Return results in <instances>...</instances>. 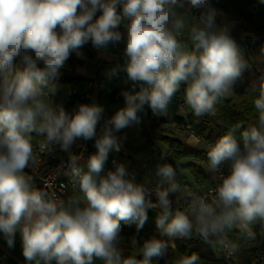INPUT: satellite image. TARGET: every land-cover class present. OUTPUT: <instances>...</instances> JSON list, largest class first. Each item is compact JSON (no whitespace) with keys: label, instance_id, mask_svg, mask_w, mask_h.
Masks as SVG:
<instances>
[{"label":"clouds","instance_id":"1","mask_svg":"<svg viewBox=\"0 0 264 264\" xmlns=\"http://www.w3.org/2000/svg\"><path fill=\"white\" fill-rule=\"evenodd\" d=\"M193 12L199 17L189 25ZM234 25L213 0H0V237L13 248L19 235L26 264H93L94 258L104 264H154L193 231L232 257L239 246L227 233L239 228L253 235L249 226L264 222V76L253 89L257 122L240 140L237 124L208 151L212 171L229 165L211 200L193 196L184 210L173 209L180 185L170 164L157 166L155 187L137 183L122 163L104 168L110 152L121 149L115 133L139 124L145 105L155 116L165 114L182 82L196 117L212 112L234 88L248 66L232 36ZM186 28L192 51L178 39ZM88 43L102 51L123 44L122 70L131 90L122 93L124 106L106 120L104 107L95 102L69 112L51 100L66 62ZM258 60L264 62V48ZM119 70L111 69L109 78ZM33 133L69 154L64 174L78 184L83 201L60 199L32 185L24 170L36 160ZM78 140L94 141L96 152L85 165L71 151ZM154 208L160 238L142 244L132 238L141 257L124 256L121 222L139 230ZM199 260L192 253L177 264Z\"/></svg>","mask_w":264,"mask_h":264},{"label":"trees","instance_id":"2","mask_svg":"<svg viewBox=\"0 0 264 264\" xmlns=\"http://www.w3.org/2000/svg\"><path fill=\"white\" fill-rule=\"evenodd\" d=\"M227 9L233 18L242 20L245 23L244 30L246 32L252 33L256 37L254 44L249 43H238V47L245 61L247 62V67L243 71L242 76L237 81L232 91L231 98L221 97L215 104L212 112L207 113L203 116L196 117L192 109L190 108V113L186 118H182L178 115L179 105L185 99V88L186 83H181L178 91L174 94L171 102L168 105L166 113L163 115L155 116L152 114L151 109L145 105L144 111L140 114L142 119L145 121L153 120L151 125L146 126L144 130L143 137L147 138V144L152 148V150L160 158H166L163 148H167L168 152H175L182 156L193 155L195 161L193 163L186 164H168L176 166L177 168L187 169L194 176L198 186H203L207 181H209L213 173L208 170L203 162L208 158V152L195 149L185 144L180 138L176 136L175 131H170L168 129H162L160 126L162 124L179 125L189 124L191 131L194 135L204 139L211 146L216 142V140L226 134V132L232 130L237 124L242 125V127L235 130V136L238 140L241 139V132L250 125L257 122L258 112L254 106V99L258 95V91L254 92V87L257 89L261 83V77L264 76V70L260 69L254 61L249 58L248 53L256 48H264V4H259L257 0H226V5L222 7ZM249 45L250 49L247 50L245 45ZM191 48L190 51H192ZM80 55L89 59H96V54L94 52V47L91 43H88L80 49ZM86 61H83L75 53L70 56L66 62L65 69L62 70L61 77L56 81L58 89L61 91L67 84H81L88 82L89 80L84 77H73L68 74L70 70H73L77 65H85ZM14 66L16 68H22L16 61H14ZM131 86L127 89H120L115 91L123 98L122 93L124 91H130ZM81 99L80 97H77ZM124 99V98H123ZM82 100V99H81ZM103 119L106 120L107 117L103 113ZM103 125V120L101 121V126ZM32 139H37L39 141H47L46 137L38 133H33L30 136ZM52 143V142H49ZM94 152V151H93ZM92 153V152H91ZM89 153V154H91ZM77 194L82 198L83 193L80 192L79 187L77 189ZM256 230L259 229V222H254ZM143 234V229H137L135 224H125L121 222V241L120 248L124 256L136 255L137 258L141 257V249L139 244L135 247L132 246L131 240L135 238L139 243H143L141 240ZM228 239L237 243L240 249H244L243 261L246 264H251L255 255L256 248L252 246L251 248H245L249 238L242 233L238 228H234L227 233ZM210 242L215 243L210 240ZM177 251L181 255H191L192 253H197L200 256L198 263L202 264H227L224 258H217L213 250L207 241L200 240L199 238H184L176 242ZM154 264H165L161 258H154Z\"/></svg>","mask_w":264,"mask_h":264},{"label":"crops","instance_id":"3","mask_svg":"<svg viewBox=\"0 0 264 264\" xmlns=\"http://www.w3.org/2000/svg\"><path fill=\"white\" fill-rule=\"evenodd\" d=\"M214 6L220 10V12L223 14L224 17L229 22L234 21L235 25L232 28V36L236 40V42L244 44L249 43L250 45L254 44L256 41V37L254 34L246 32L244 30L245 23L242 20H238L232 17L231 13L222 7L226 5V0H213ZM199 17V12H193L190 15L189 18V25L192 23H195ZM184 38L180 40L182 45L184 46L185 50L190 47L193 48V44L190 40V36L188 33L187 28L183 32ZM123 55V44L116 45L115 47H111L106 51H98L96 53V59H89L84 56L79 55V58L83 61H86L85 65H77L73 70H70L68 74L72 75L73 77H84L88 80L91 79L95 74L96 70L94 67L93 61L96 60L100 63V69L97 72L98 77L100 75H105L104 71L108 64L111 62H117L119 61V58ZM19 66H22L18 61H16ZM123 74L124 79L118 80V79H109V82L102 86L100 90H98L95 94L96 97L93 98V102L101 105L104 107V113L107 118H110L114 112L124 106V99L121 98L119 94H116L115 91L120 89H127L129 86H131V82L127 80L126 74L124 72H120ZM61 77V76H60ZM82 84V83H81ZM81 84H67L64 88H72L76 87L77 89L80 88ZM87 84V82H84V85ZM110 84V85H109ZM110 86V89H109ZM64 88L63 90L58 89V93L55 97H52V103L54 104H63L65 109L69 112H71L77 105L79 104H85L86 102L77 98V97H67L64 98ZM138 90V89H137ZM231 95L229 97L225 98H231ZM185 102L186 108H180L178 111V115L182 118H186L190 113V107L187 105L186 100H183ZM88 104V103H86ZM153 123V120L145 121L141 119V122L137 125H132L128 128H125L121 130L118 133H115V135L120 139L121 142V149L119 152L113 151L110 152L107 162L105 163L104 168L107 167L109 159L112 157H116L118 159H121L125 167L128 169L129 173L131 174H143L144 179L149 184H155L157 185L160 183V178L156 176V168L159 165L163 164H186V163H193L195 161V158L193 155L190 156H182L175 152H168L167 148H163L165 159L158 157V155L152 150V148L144 142L143 133L146 129V126L151 125ZM175 125H168V124H162L160 128L162 129H168L170 131H175L176 136L180 138L185 144L189 145L192 148L203 150L208 152L211 148V145L206 142L204 139L194 135L191 131H189L184 125H179L177 128L178 130L173 129ZM31 138V137H30ZM206 142V145L204 147H201V143ZM96 151L92 152L91 154H94ZM86 155L81 163L84 165L85 161L88 159V156ZM203 165L210 171H212L209 168V160L208 158L203 162ZM173 166V165H172ZM32 169V163H29V166ZM176 169V177H179V180L177 181L180 185V190L174 194L173 196V209H179L181 210V203L185 201L191 194L192 191L203 188H208L213 186L216 176L215 172L212 171L213 176L212 178L207 181L201 188L197 185L194 176L191 174V176L194 179V186H191L192 177L188 174L187 169L177 168L176 166H173ZM28 178H30V182L34 187H36L35 182L33 179L28 175L26 172H24ZM148 179H147V178ZM166 186V185H164ZM189 187V192H186V188ZM74 198L82 199L77 193L74 194ZM159 215V209L154 208L152 210H149L148 212V220L143 226V234L141 237V240L144 242L147 239L157 237L160 238L159 232L156 228L155 220L156 216ZM187 238H198V235L195 231L191 234L190 237ZM184 238L176 239L174 242V246H170L167 250V253L159 257L161 258L165 264H177L178 260L180 259L181 255L176 248V242L178 240H181ZM249 241H253L252 239H249ZM210 245L217 244L210 241H207ZM254 242V241H253ZM212 249V248H211ZM213 250V249H212ZM242 250V249H240ZM214 252V251H213ZM2 254H5L7 258H3ZM215 254V253H214ZM244 254V253H243ZM242 257L243 255L240 254ZM220 258H223L222 252ZM243 259V257H242ZM0 264H26L25 259L22 255V248H21V241L19 238V235L16 237L15 246L13 248H9L5 242V240L0 237ZM93 264H104V262L100 259L94 258ZM200 264V263H198ZM202 264V263H201Z\"/></svg>","mask_w":264,"mask_h":264},{"label":"built area","instance_id":"4","mask_svg":"<svg viewBox=\"0 0 264 264\" xmlns=\"http://www.w3.org/2000/svg\"><path fill=\"white\" fill-rule=\"evenodd\" d=\"M99 15L100 13L97 12V16ZM120 30L123 31V27H121ZM178 39L182 40V33L178 36ZM245 48L247 50L250 49L249 45L247 44L245 45ZM98 51H102V50H97L94 48L95 54ZM93 63L96 70V74L87 82V88H88L87 92L85 94L80 95L77 88L69 91L70 96L80 97L83 101H85L88 104L93 103L94 92L100 90L104 85V82L100 80L97 75V72L100 69V63L96 60H94ZM179 107L185 109L186 108L185 102L184 101L181 102ZM185 127L188 130L191 129L189 124H186ZM30 139L33 145V152L36 157L35 163H32V170L38 175H40L41 179L43 180L44 187L49 191V193L54 194L57 198L65 199V200L69 198H74V194L77 193L78 184H76L71 177L65 176L64 174L66 162L69 154L60 151L59 145L56 143L39 141L37 139H32V138ZM144 142L147 144V138H144ZM71 151L73 154L77 155L80 158L79 162L81 165H83L81 163L83 158L89 153L96 151V149L94 147V141L78 140L76 144L73 145ZM116 163L124 164V162L121 159L112 157L109 159L105 171L112 170ZM228 171H229V165L227 163L221 165L218 170L214 171L216 180L213 186L192 191L190 196L181 203V210H184V208L187 207L193 196H200L211 200V198L215 195V189L220 185L222 179L228 174ZM131 175L135 177L137 183H145L149 187L156 186L155 184H149L148 182H146L143 179V174L140 175L131 174ZM257 222H259V226H260L259 229L256 230L253 223L249 226L253 235L251 237L247 236L246 234L245 235L249 239H252L254 243H256V245L254 246L256 248V251L251 264H264V222H260V221ZM198 238L200 240H203L199 235ZM221 252L227 264H246L243 261L238 251L232 257H228L222 248H221ZM2 257L7 258L5 254H2Z\"/></svg>","mask_w":264,"mask_h":264},{"label":"rangeland","instance_id":"5","mask_svg":"<svg viewBox=\"0 0 264 264\" xmlns=\"http://www.w3.org/2000/svg\"><path fill=\"white\" fill-rule=\"evenodd\" d=\"M185 36H184V34L182 33V39L184 38ZM184 46H186V44L184 45ZM111 47H113V46H110V48ZM191 49H190V47L188 48V49H186V51H190ZM259 52H260V50L259 49H256V48H254V49H252L249 53H248V55H249V58L252 60V61H254L255 63H257V65H258V67L260 68V69H262V70H264V62H262V61H260V60H258V55H259ZM123 63H124V57H123V55L119 58V61H117V62H111L110 64H108L107 66H106V68H105V71H104V74L105 75H100L99 76V79L100 80H102L103 82H104V85H106L108 82H109V79H118V80H123L124 79V75L123 74H121L120 72H124L123 70H122V65H123ZM119 67H121V70H119L118 71V75H116V76H113V77H111V78H109V76H108V73L111 71V69H113V68H119ZM124 74H126L125 72H124ZM182 83H184V82H182ZM103 85V86H104ZM110 85V84H109ZM76 87H72V88H70V89H68V88H64V98L66 99L67 97H70L69 96V91L70 90H73V89H75ZM109 89H110V86H109ZM87 90H88V88H87V84H85L84 85V83H82L81 84V86H80V88L78 89V92H79V94L80 95H82V94H85L86 92H87ZM97 91H95L94 92V94H93V98H95L96 97V95L97 94H95ZM231 95V91H229L228 93H226L224 96L225 97H229ZM86 104V103H85ZM173 129H175V130H178V128L175 126ZM201 147H204L205 148V146H207L206 145V142H202L201 143V145H200ZM208 147V146H207ZM86 162H87V160L85 161V163H84V165L86 164ZM188 174L191 176V172L190 171H188ZM137 175H140V174H137ZM144 176V175H143ZM192 177V176H191ZM147 178V177H146ZM143 179H144V177H143ZM148 179V178H147ZM192 179V181H191V186H194V184H195V182H194V179H193V177L191 178ZM145 180V179H144ZM176 180L178 181L179 180V177H176ZM196 181V180H195ZM200 188H201V186H199ZM187 190H186V192H189L190 190H189V187H187L186 188ZM199 189V188H198ZM256 245V243H254L253 241H248V243L245 245V246H247V247H245L246 249L248 248H251L252 246H255ZM211 248L213 249V251H214V253H215V255H216V257L217 258H220V256H221V247L218 245V244H212L211 245ZM238 252L241 254V255H243V253H244V249H242V250H240V248L238 249ZM201 264V263H200Z\"/></svg>","mask_w":264,"mask_h":264},{"label":"water","instance_id":"6","mask_svg":"<svg viewBox=\"0 0 264 264\" xmlns=\"http://www.w3.org/2000/svg\"><path fill=\"white\" fill-rule=\"evenodd\" d=\"M24 172H26L28 175H30V177L33 179V181L35 182V185L37 188H41L43 190L48 191L45 187H44V183L43 180L41 179L40 175H38L37 173H35L30 167H27ZM49 192V191H48Z\"/></svg>","mask_w":264,"mask_h":264}]
</instances>
